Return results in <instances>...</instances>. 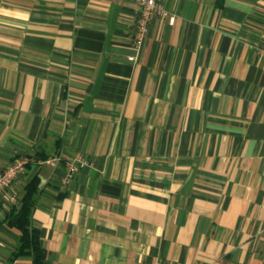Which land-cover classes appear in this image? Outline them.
Instances as JSON below:
<instances>
[{
	"label": "crops",
	"instance_id": "crops-1",
	"mask_svg": "<svg viewBox=\"0 0 264 264\" xmlns=\"http://www.w3.org/2000/svg\"><path fill=\"white\" fill-rule=\"evenodd\" d=\"M157 1L0 0V264L35 176L47 264H264V0Z\"/></svg>",
	"mask_w": 264,
	"mask_h": 264
},
{
	"label": "built area",
	"instance_id": "built-area-1",
	"mask_svg": "<svg viewBox=\"0 0 264 264\" xmlns=\"http://www.w3.org/2000/svg\"><path fill=\"white\" fill-rule=\"evenodd\" d=\"M141 12L137 21V31L133 41V46L136 50H141L143 42L145 40V35L148 31L151 19L156 15L160 14L166 18H169L171 24L175 23V16H169V13L165 8L158 3L157 0H134ZM261 54L264 56V44L261 49ZM130 60H134L135 57H130ZM29 158H22L14 161L8 167L0 170V197L1 195L8 190L13 182L18 179L22 174L27 170V166L30 164ZM91 165L85 158L78 157L68 161L67 163V172L64 177V182L70 184L75 178L76 174L79 172L80 167ZM11 200L16 202V197L12 196ZM155 264H168L163 261H157Z\"/></svg>",
	"mask_w": 264,
	"mask_h": 264
},
{
	"label": "trees",
	"instance_id": "trees-1",
	"mask_svg": "<svg viewBox=\"0 0 264 264\" xmlns=\"http://www.w3.org/2000/svg\"><path fill=\"white\" fill-rule=\"evenodd\" d=\"M44 160L46 161L47 158ZM40 184L41 180L38 176L27 184L20 208L9 216L8 223L20 232L15 256H30L34 264H47V252L41 244V230L33 224V212L41 192Z\"/></svg>",
	"mask_w": 264,
	"mask_h": 264
}]
</instances>
